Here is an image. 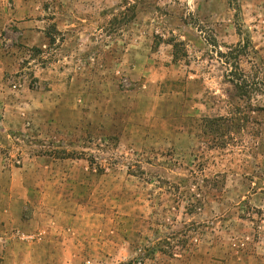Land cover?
Listing matches in <instances>:
<instances>
[{"label": "rangeland", "instance_id": "obj_1", "mask_svg": "<svg viewBox=\"0 0 264 264\" xmlns=\"http://www.w3.org/2000/svg\"><path fill=\"white\" fill-rule=\"evenodd\" d=\"M9 2L0 264H264V0Z\"/></svg>", "mask_w": 264, "mask_h": 264}, {"label": "crops", "instance_id": "obj_2", "mask_svg": "<svg viewBox=\"0 0 264 264\" xmlns=\"http://www.w3.org/2000/svg\"><path fill=\"white\" fill-rule=\"evenodd\" d=\"M14 1L16 2V0H14ZM18 2H20V0H18ZM8 9L11 10V13L13 14V16H11V17L10 16H7V14H8L7 13V10ZM14 9H15V5L12 4L11 2H9V0H0V21H1V19L3 21L5 20L4 23H7L9 21H12L13 23L17 24L18 26H21V25L23 26L25 24V22H19V23H17V17H16V14H15V13H17V11L15 12Z\"/></svg>", "mask_w": 264, "mask_h": 264}, {"label": "trees", "instance_id": "obj_3", "mask_svg": "<svg viewBox=\"0 0 264 264\" xmlns=\"http://www.w3.org/2000/svg\"><path fill=\"white\" fill-rule=\"evenodd\" d=\"M174 46V45H173ZM176 241H174L173 239H171L170 241L168 240H166V241H164V245L165 246H169L170 247V249H172L173 248V246H174V243H175ZM181 242H185V239L183 238L182 240H181ZM158 244V243H157ZM155 244L154 246H152L151 247V251L153 252L154 251V249L155 248H159V250H161V251H163V252H166V250L165 249H162L161 247H159V245L160 244ZM169 249V250H170ZM147 255H149V254H147Z\"/></svg>", "mask_w": 264, "mask_h": 264}]
</instances>
